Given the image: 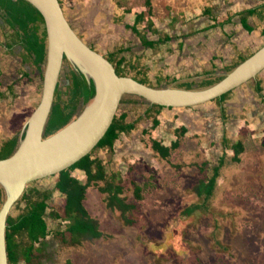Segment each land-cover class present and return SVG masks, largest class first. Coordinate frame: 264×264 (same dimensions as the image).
Returning a JSON list of instances; mask_svg holds the SVG:
<instances>
[{"label": "rangeland", "instance_id": "rangeland-1", "mask_svg": "<svg viewBox=\"0 0 264 264\" xmlns=\"http://www.w3.org/2000/svg\"><path fill=\"white\" fill-rule=\"evenodd\" d=\"M12 1L0 0L2 16L13 10ZM60 1L77 35L105 58L111 53H117L118 49L129 50L124 53L129 60L132 55H147L145 65L149 66L151 82H155L152 68V64L157 65L155 54L144 48L138 35L130 30L136 16L145 14L146 20L139 24L138 29L148 40L164 37L165 33L177 40L187 32V24L189 27L193 25L188 31L194 30L198 17L203 15L202 6L209 4L207 0ZM20 8L13 11L15 15ZM148 13L152 15L148 16ZM150 19L153 24L151 29L156 33L149 31ZM3 20L6 18L3 17ZM15 29L27 39L28 50L40 51V28L37 25L26 27L23 22H18ZM30 35H33V39ZM35 35L37 43L31 41L35 40ZM180 53L177 46L176 54ZM36 55L37 62H40L41 58L38 53ZM33 58L29 57L28 60ZM71 67L69 62H64L56 93L65 102L69 101L70 96L68 87ZM28 71L31 75L32 72ZM208 71L179 70L176 67L173 74L185 79L173 84L171 81L164 82L162 87L185 90L209 88L215 83L216 70ZM207 73L211 74L207 76ZM188 74L189 80L186 79ZM42 80L35 76L30 88L19 92V100L6 97L3 101L7 100V103H2L1 98L0 134L3 133V138L12 127L13 137L16 131L23 130L40 102ZM250 86L252 91L249 93L247 90ZM253 86L254 83L235 90L222 104L214 100L179 110L175 118L161 114L158 117L161 123L159 127H153V115L149 116L137 131L122 135L112 153L100 150L95 152L104 162L112 160L106 164V169L109 175L117 174L121 179L124 187L122 197L126 203L136 206L126 215L133 223H127L120 211L107 208L105 201L108 195L91 187L87 192L85 206L90 217L99 223V229L105 237L93 241H67L64 247L67 251L62 252L59 249L60 242L49 236L45 243L56 258L55 264H264V104L259 109V104L254 103L252 94L256 101L262 102ZM244 90L247 93H243ZM129 97L139 99L137 96ZM142 101L138 100L135 110L131 111V120H136L138 115L147 111L149 104ZM86 105L80 106L82 109L79 115ZM126 106L121 104L117 114L124 112ZM164 113L170 115L168 111ZM181 125L188 128V133L182 134L180 129L177 132L173 130ZM144 129L148 133H143ZM154 140L166 147H170L174 141L180 145L171 152L169 158L162 159L153 151ZM234 141H241L245 146L237 161L232 160L233 150L229 147L225 149L226 145L234 144ZM224 153L225 157H222ZM221 157L225 159V165L221 170L216 193L207 203L208 210L199 209L197 206L211 192L208 180L204 179L212 174ZM74 175L81 182H86L83 172ZM56 177L31 183L25 191L35 188L41 192H50L51 205L59 206L64 196L54 191ZM198 186L202 187L198 191L201 194L196 193ZM136 188H140L141 199L136 197ZM18 203L11 211L13 217L25 206L24 203ZM48 211L52 212V208ZM47 219L52 230L60 224L62 228L68 225L67 221H54L49 216ZM88 219L85 222L88 223ZM64 234L69 233L64 231ZM22 258L24 261L25 256ZM43 264L50 263L45 261Z\"/></svg>", "mask_w": 264, "mask_h": 264}, {"label": "trees", "instance_id": "trees-1", "mask_svg": "<svg viewBox=\"0 0 264 264\" xmlns=\"http://www.w3.org/2000/svg\"><path fill=\"white\" fill-rule=\"evenodd\" d=\"M12 3H14V8L10 11V14L4 15L3 13V16L0 14L2 19L3 17L4 19L6 18V20H4L6 24L10 25L11 28H15V25L18 22H23L26 27L34 24L37 25L38 28H40L38 37L40 35L39 39L41 49L39 52L28 50L32 51V53H28V58L34 57V61H32L37 69L35 76L40 77L42 80L47 54V34L43 18L39 11L26 0H14L12 1ZM60 4L62 6L61 1ZM17 8L20 9L17 12L18 14L16 13L17 15H15L13 11H15ZM150 11H152L151 8ZM151 15L152 14L148 13V16ZM145 20V14L142 13L140 15H137L134 25L130 27V30L132 29L131 31L135 35H138V37L140 38L144 48L151 50L154 47L160 46V44H164L165 42H168L172 39L171 37L166 36L160 37L158 41L148 40L145 35L142 34V32L138 29L139 24L145 22ZM148 23V27H150L149 31L156 33L155 30L151 29V27L153 26L151 19L148 21ZM30 36L31 39H33V35ZM14 39H16L17 41L16 35H14ZM31 41L37 43V41L35 40ZM116 52L117 53H111L110 56L106 59L114 66L118 76H128L142 84L157 89L163 88L162 84L168 81L164 74V71L157 70L153 72L155 82H151L152 80L149 75V66L148 64L145 65L147 55L142 54L140 57H133L132 55V59L129 60L124 56V53L130 52L129 50L118 49ZM36 53H38L39 57L41 58L40 62H37L36 60ZM116 56H118V58L114 60L113 58H115ZM65 62H67L66 59ZM140 63H142L141 66H139ZM29 74L28 79L32 82L33 76L32 74L31 76ZM210 74L211 73H207V76ZM70 75L71 81L68 87L70 92L69 101L65 102V100L59 98L58 94H55L56 98L54 101L52 113L47 123L44 136L45 138H48L49 136L53 135L54 133L58 132L69 123L74 121L78 117L82 109L80 106L86 105L95 94L94 88L89 87L84 77L82 75H79L74 69H72V67ZM222 79L223 77L220 79H216L215 83H212L210 86L217 84ZM259 90L261 91L260 88ZM10 92L13 94V89H10ZM230 93L223 95L215 101H218L221 104L224 103ZM138 100H140V98L138 99L136 97L129 96L123 97L121 104H127L125 111L116 115L110 129L106 133L105 137L96 146V148L78 163L56 175L57 177L54 191H57L64 196L59 206L51 205L50 192H41L40 190L35 188L25 191L24 195L18 201L19 203L17 202L18 205L20 203H24V208L19 212L17 216L13 217L9 215L8 217V225L6 229V245L9 264H20L21 262H24L26 264H43L45 261L49 262L50 264H55L56 258L54 257V254L49 251L47 244L45 243L49 236H53L58 241V243L60 242L59 249L62 252L67 251V249L64 250V247L66 246L65 243L67 241H73L75 239H79V241H93L105 237V234L99 229V223L93 217H90L89 211L85 206L87 192L93 186L96 187L100 191V193L108 195V199L107 201H105L107 203V208L113 211H120L127 223H133V221L128 219L126 215L132 210L136 209V206L126 203L125 198L122 197L124 187L122 185L121 179H119L117 174L109 175L106 169V164L112 160L104 162L102 158L97 155V153L95 154V152L100 150L106 151V153H112L115 149L116 142L120 140L122 135H130L133 132L137 131L139 126L141 127L142 123L149 116L153 115V127H158L160 125L158 117L167 108L158 105H148V107L146 106L147 111H145L142 115H138L136 120L130 119V113L132 110H135V106ZM142 102L144 103V101ZM168 109L172 110L173 108ZM222 111L225 114V108H223ZM223 119L225 120L226 116H224ZM16 132L17 133L14 135V137L12 136L11 139H0V160L11 157L17 149L20 130ZM144 132L148 133L147 129H144L143 133ZM181 132L182 134H186L187 130L185 128H182ZM179 145L180 144L178 141H174L172 142L170 147H166L161 142L154 140L152 148L155 154L159 155L162 159H167L171 155L172 151L179 148ZM225 147V149L227 150V147L233 150V161H237L240 154L245 150V146L241 141H234V144H229ZM223 152L226 151L224 150ZM222 157H225V153L222 155ZM224 165L225 159H219L218 166L214 167L212 170V174L204 179L205 181L208 180L207 184L209 191L211 192L203 200V203L197 206V208L199 207V209L208 210L207 203L210 202V200L216 193L218 180ZM76 170H80L85 174V183L76 178V176L74 175V172ZM201 183L204 184L203 182ZM198 187L196 188V193L201 194L200 192L198 193V191H200L202 187H199L200 189ZM136 193V197L141 199L140 188H136ZM5 199V190L0 186V207L3 206ZM50 208H52V212L48 211ZM48 216L54 221H67L68 225L62 228L63 226L62 224H60L58 228L52 230L49 228L47 219ZM88 217L89 219L87 223L85 222V220ZM64 231H67V233L69 234L65 235ZM216 242H218V240ZM253 250H255V248ZM255 254L257 253L255 252ZM23 255L25 256L24 261L22 258Z\"/></svg>", "mask_w": 264, "mask_h": 264}, {"label": "water", "instance_id": "water-1", "mask_svg": "<svg viewBox=\"0 0 264 264\" xmlns=\"http://www.w3.org/2000/svg\"><path fill=\"white\" fill-rule=\"evenodd\" d=\"M26 1L43 18L47 54L40 102L22 130L16 151L11 157L0 160V186L6 195L0 209V264H9L8 217L27 186L56 176L89 155L113 124L123 97L137 96L149 105L165 108H192L219 99L264 70L263 47L209 88H153L131 77L118 76L114 66L77 35L59 0ZM64 59L94 88L95 94L74 121L45 138Z\"/></svg>", "mask_w": 264, "mask_h": 264}, {"label": "crops", "instance_id": "crops-1", "mask_svg": "<svg viewBox=\"0 0 264 264\" xmlns=\"http://www.w3.org/2000/svg\"><path fill=\"white\" fill-rule=\"evenodd\" d=\"M217 1L210 2V0H207L209 4L202 6L203 15L198 17L193 31H188V28H192L193 25L189 27V24H187V32L183 38L174 40L171 36L170 41L163 42L164 44L150 50L152 54H155L154 59L155 64H157L156 66L152 64L153 72L163 70L171 84L185 79H180L179 75L173 74L176 67L179 70L192 69L198 71L204 69L207 72H209L208 70H216V75L219 76L215 75L214 79L222 77L224 79L237 66L264 47V0ZM97 2L99 1L97 0ZM165 34L164 37H170L167 33ZM14 35L17 36V41L14 39ZM159 38L152 41H158ZM36 39L38 40L35 36ZM139 41H141L140 38ZM26 43L27 39L22 37L21 32L6 24L0 15V71H2L0 72V95L2 100H0L2 103H7V100L3 101L6 97H15L19 100V96H17L19 92L22 93L24 89L30 88L31 81L28 79V70L32 72L33 80L35 79L37 69L32 60L31 62L28 61L29 52ZM177 46L181 52L180 55L176 54ZM181 55L184 57L181 58ZM21 56L24 58L22 59ZM178 56L179 60H177ZM31 68L34 70L31 71ZM223 72L225 74H222ZM189 76L190 74H188L187 80L190 79ZM252 83H254L253 87L256 90L255 94L260 96V102L262 103L256 101L253 94L251 98H253L255 104H259V109H261L264 104V70L255 79L239 88ZM251 87L247 90L249 93L252 91ZM10 89H13V94ZM235 90L231 92L233 93ZM247 91L244 90L243 93H247ZM184 109L189 108H173L172 110L167 108L164 112L168 111L170 115L164 112L162 114L167 118H171V116L175 118L176 114L179 113L178 111ZM13 116L15 117V115ZM10 125L12 126V121H10ZM182 128H185L188 133V128L185 125L176 126L173 130L177 132L180 129L182 131ZM20 133H22V130H20ZM2 134H0V139L3 138ZM4 138H12V129L8 131V134L5 132ZM81 173L80 170L74 172L77 176Z\"/></svg>", "mask_w": 264, "mask_h": 264}, {"label": "flooded vegetation", "instance_id": "flooded-vegetation-1", "mask_svg": "<svg viewBox=\"0 0 264 264\" xmlns=\"http://www.w3.org/2000/svg\"><path fill=\"white\" fill-rule=\"evenodd\" d=\"M64 62H65V59H64ZM68 62V61H67ZM72 69H74L73 68V66H72ZM34 69L33 68H31V71H33ZM70 71H71V69H70ZM58 87H59V84H58ZM20 137H21V133H20V135H19V140H20ZM37 182V181H36Z\"/></svg>", "mask_w": 264, "mask_h": 264}]
</instances>
